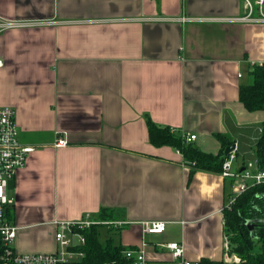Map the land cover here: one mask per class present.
<instances>
[{
  "label": "crops",
  "instance_id": "1",
  "mask_svg": "<svg viewBox=\"0 0 264 264\" xmlns=\"http://www.w3.org/2000/svg\"><path fill=\"white\" fill-rule=\"evenodd\" d=\"M246 14L244 0H0L3 17L47 20L0 32V106L34 147L5 188L17 252H55L54 220L102 222L104 209L124 222L107 227L113 242L143 244L150 264H174L158 246L170 241L191 261L240 264L225 252L233 181L151 144L147 121L195 134L201 152L233 145L237 163L255 160L264 110L238 91L264 62V22ZM150 220L165 230L143 233Z\"/></svg>",
  "mask_w": 264,
  "mask_h": 264
},
{
  "label": "built area",
  "instance_id": "2",
  "mask_svg": "<svg viewBox=\"0 0 264 264\" xmlns=\"http://www.w3.org/2000/svg\"><path fill=\"white\" fill-rule=\"evenodd\" d=\"M247 9L245 19L264 22V0H244ZM253 15H256L254 17ZM182 21L185 17L180 18ZM47 20L41 19H19L6 18L0 15V32L19 27H35L46 25ZM3 60L0 57V67ZM184 141L188 143L195 139V134L183 135ZM67 140L65 134L57 137L55 147L65 146ZM34 150L33 146L23 145L17 138V125L15 121V110L10 106H0V264H71L79 262L84 258L81 249L84 246L85 238L81 230L93 224H104L107 227L119 226L124 222L104 220L96 221L88 214L74 220H54L56 225L55 239L58 249L52 253H19L15 250L14 240L16 226L10 221L6 213V207L10 200L6 196L5 188L8 179L25 165L27 156ZM238 164V165H235ZM220 174L233 181L232 191L225 205L230 208L235 198L250 186L264 183V168L257 165L256 160H249L244 163H237L235 150H230L224 155ZM143 233L158 234L165 230V222L150 220L141 222ZM170 255L174 264H198L199 261H191L184 255V247L181 242L170 241L158 244ZM143 244L135 248L123 249L128 264H150L143 250ZM228 248V239L225 238V249ZM236 262L240 258L231 254Z\"/></svg>",
  "mask_w": 264,
  "mask_h": 264
},
{
  "label": "trees",
  "instance_id": "3",
  "mask_svg": "<svg viewBox=\"0 0 264 264\" xmlns=\"http://www.w3.org/2000/svg\"><path fill=\"white\" fill-rule=\"evenodd\" d=\"M252 77L250 84L239 86L240 102L249 111L264 110V62L252 64L249 68ZM148 137L154 146L168 145L179 150L183 156L195 163L197 167L221 170L224 151L216 155L204 153L184 141L183 135L168 126H160L151 120L147 121ZM254 157L257 165L264 168V122L261 133L254 146ZM224 231L228 239L225 252L240 258V264H264V183L250 186L241 192L231 204L223 209ZM100 219L109 217L105 210H100ZM110 218H106L108 220ZM250 224L246 225L245 221ZM93 224L81 230L85 243L81 248L84 258L71 264H128L123 253L124 247L115 244L108 235L102 243L98 227ZM198 264H225L223 260L214 261L207 258Z\"/></svg>",
  "mask_w": 264,
  "mask_h": 264
},
{
  "label": "rangeland",
  "instance_id": "4",
  "mask_svg": "<svg viewBox=\"0 0 264 264\" xmlns=\"http://www.w3.org/2000/svg\"><path fill=\"white\" fill-rule=\"evenodd\" d=\"M254 2V0H252ZM247 222H249V220H247ZM107 229V225H101L100 228H99V239L100 241L103 243L104 240L106 239V237H108V231L106 230ZM111 236L113 237H116L114 233L110 234Z\"/></svg>",
  "mask_w": 264,
  "mask_h": 264
},
{
  "label": "water",
  "instance_id": "5",
  "mask_svg": "<svg viewBox=\"0 0 264 264\" xmlns=\"http://www.w3.org/2000/svg\"><path fill=\"white\" fill-rule=\"evenodd\" d=\"M233 145H231V146H227L226 148H225V150H224V154L226 155L230 150H232L233 149Z\"/></svg>",
  "mask_w": 264,
  "mask_h": 264
},
{
  "label": "flooded vegetation",
  "instance_id": "6",
  "mask_svg": "<svg viewBox=\"0 0 264 264\" xmlns=\"http://www.w3.org/2000/svg\"><path fill=\"white\" fill-rule=\"evenodd\" d=\"M245 224H246V225H249V224H250V222H247V221H245Z\"/></svg>",
  "mask_w": 264,
  "mask_h": 264
}]
</instances>
